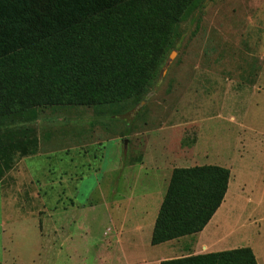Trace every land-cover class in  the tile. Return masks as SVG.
<instances>
[{
    "label": "rangeland",
    "instance_id": "obj_1",
    "mask_svg": "<svg viewBox=\"0 0 264 264\" xmlns=\"http://www.w3.org/2000/svg\"><path fill=\"white\" fill-rule=\"evenodd\" d=\"M178 32L139 100L46 107L36 121L0 126L2 147L23 131L37 142L34 155L12 152L0 177V264H149L164 249L150 244L151 221L172 171L185 166L228 168L230 184L206 231L264 249V0H207ZM157 139L171 140L174 156L164 166L150 159L156 169L144 175L126 172L124 163L141 162ZM239 177L258 207H235ZM135 179L144 191H130ZM149 194L157 202L141 204ZM125 197L141 205V233L112 237V225L122 230Z\"/></svg>",
    "mask_w": 264,
    "mask_h": 264
},
{
    "label": "trees",
    "instance_id": "obj_2",
    "mask_svg": "<svg viewBox=\"0 0 264 264\" xmlns=\"http://www.w3.org/2000/svg\"><path fill=\"white\" fill-rule=\"evenodd\" d=\"M207 0H0V126L37 120L60 106L139 100L178 37ZM0 146V177L12 152L34 155L36 138ZM0 139L2 137L0 136ZM228 169L175 168L153 226L156 246L201 232L225 198ZM160 264H257L250 248Z\"/></svg>",
    "mask_w": 264,
    "mask_h": 264
},
{
    "label": "crops",
    "instance_id": "obj_3",
    "mask_svg": "<svg viewBox=\"0 0 264 264\" xmlns=\"http://www.w3.org/2000/svg\"><path fill=\"white\" fill-rule=\"evenodd\" d=\"M125 144H126V141H125L124 145ZM174 150H175L174 144L169 139H168V141L164 140V139H157L154 141L153 140L149 141V142H147L146 152H145L144 156L142 157L141 162H135L133 165L124 163V169L126 170V172L127 171L132 172V170H135L136 175L137 174L144 175L143 171H147L148 169H151L150 167L156 169V167L154 166L155 162L152 161L149 163L150 159L154 160V159L158 158V160L161 162V165L164 166V163L168 159H171L174 156V152H175ZM214 166H216V165H214ZM219 167H223V166H219ZM183 168H189V167L185 166ZM223 168L228 169L226 166H224ZM125 170H124V172H125ZM230 178H231V173H230ZM230 178H229V184H230ZM263 179H264V177H263ZM140 182H141L140 180L138 181L135 179L131 190H130V188H129V190L130 191H136L137 187L141 186ZM125 183H128V186L131 185V182H129V181L128 182L126 181ZM236 186H237V189L239 191L240 197L237 198L236 203H235V207L241 206V207H246V209H248V208L253 209V208L258 207V203H257L258 201H256V199L254 198L253 190H252L251 186L249 187L248 181L243 180V178L241 179L239 177V183H236ZM129 187H131V186H129ZM141 190L144 191L145 189H143L141 186ZM244 194H245V196H243ZM152 198H154V194L142 195L139 199V202H141V204L142 203H148V202L153 203L154 201L157 202V200H151ZM134 202H135L134 198L130 199V197H128V198L125 197L124 200H119L118 207L123 208L125 211V214L121 212V216L124 214L123 215L124 223L122 225H119V227L122 229L120 231L116 230L117 226H115V225L111 226L110 234L112 237L117 236L119 238H122L125 234H127L129 232V230H132L133 232L141 233L139 231L140 227H141L140 223H138L136 220L134 221L135 216L141 210V205L138 209V208H136V205H135L136 203H134ZM156 202H155V205H156ZM222 204H221V206H222ZM221 206L219 208H221ZM127 208H128V210H127ZM217 211H216V213H217ZM108 212L111 213V211H109V210H108ZM216 213L214 214V216L216 215ZM254 214L255 213H253V211L248 212L247 215H250V217L246 221L249 223L251 221L252 222L251 224L256 223L255 222L256 217H254ZM214 216L212 217L213 221L215 219ZM212 219L205 226V228L197 234H194L191 236H185V237H182V238H179L176 240H171V241L156 245L157 247L164 246V249L161 250L162 253H160L158 255V257L156 256V258L149 261V264L150 263L151 264H160V262L166 261V260H175V259L186 258V257H190V256L209 254V253H218V252H224V251L246 248V247H248L252 250L257 264H264V249H262L261 251L255 250V248L253 246H251L252 244H249V245L245 244V245H241V246H237V245L232 246L234 244L228 243V242H222L221 241L222 235L216 233L215 230H213V231L209 230V232H207L206 230L209 227V224L211 223ZM154 223L155 222L151 221V227L154 226ZM249 225L250 224H248L247 226H249ZM214 227H216L215 224H214ZM126 228H128L127 231H125ZM152 230H153V228H152Z\"/></svg>",
    "mask_w": 264,
    "mask_h": 264
},
{
    "label": "water",
    "instance_id": "obj_4",
    "mask_svg": "<svg viewBox=\"0 0 264 264\" xmlns=\"http://www.w3.org/2000/svg\"><path fill=\"white\" fill-rule=\"evenodd\" d=\"M171 57H172V54L170 55V57H169V58L171 59Z\"/></svg>",
    "mask_w": 264,
    "mask_h": 264
}]
</instances>
